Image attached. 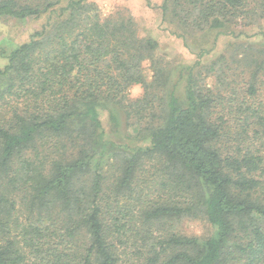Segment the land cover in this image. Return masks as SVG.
<instances>
[{
	"label": "trees",
	"instance_id": "1",
	"mask_svg": "<svg viewBox=\"0 0 264 264\" xmlns=\"http://www.w3.org/2000/svg\"><path fill=\"white\" fill-rule=\"evenodd\" d=\"M160 8L184 39L264 20V0ZM51 14L0 69V264H264V43L207 66L200 50L177 71L152 60L148 82L143 65L158 43L130 14L103 18L88 0H0V19ZM134 86L142 97L129 100ZM103 112L115 129L119 113L125 125L145 122L149 146L108 142ZM198 215L208 238L172 229Z\"/></svg>",
	"mask_w": 264,
	"mask_h": 264
},
{
	"label": "rangeland",
	"instance_id": "2",
	"mask_svg": "<svg viewBox=\"0 0 264 264\" xmlns=\"http://www.w3.org/2000/svg\"><path fill=\"white\" fill-rule=\"evenodd\" d=\"M93 2L100 16L103 18L117 13H128L133 16L141 37L149 36L156 40L158 49L143 65V73L146 81H151L153 76L152 60L167 69L179 70L181 67L191 66L197 57L195 54L202 51H207L202 58L201 63L204 66L210 64L212 60L217 58L222 53L232 52L238 44L250 45L252 47L261 46L264 39L261 36L264 33V20L258 22L251 27H242L234 29L233 36L220 35L216 39L213 33H194L192 36L180 38L177 35L182 34L181 27L170 25L168 21L163 20L161 5L164 0H88ZM56 15H45L37 20H6L0 19V69L7 65V56L11 51L26 43L34 32L38 31L47 21L56 20ZM176 24V23H175ZM174 35H173V34ZM246 35V37L244 35ZM259 34V35H258ZM185 42L187 45H185ZM233 48V49H232ZM232 49V50H230ZM211 50V51H210ZM239 75V74H238ZM205 82L207 87L215 88L217 86L216 79L206 75ZM183 84L179 87V93L182 92ZM169 87L165 91L169 93ZM143 89L140 86H134L128 91V99L136 100L142 97ZM227 95H230L229 93ZM119 127L113 128L109 120L107 112H103L99 116L101 127L105 133L106 140L113 142L119 147L126 146L128 149L135 150L137 148L145 149L149 146L147 140H143L142 127L145 122L141 123V127H135L132 121L125 125V116L119 113ZM131 124V125H129ZM110 159L109 164L104 168V174L109 178V183L112 174L117 172L115 168L116 160L112 155L105 156ZM107 160L105 159L104 165ZM148 167V166H147ZM152 173V171H151ZM111 175V176H110ZM144 187L150 190H145V193L154 192L155 181L153 182L150 173L145 175ZM173 230L178 234L206 239L213 234V227L202 216H194L192 218H184L181 221L172 223Z\"/></svg>",
	"mask_w": 264,
	"mask_h": 264
}]
</instances>
